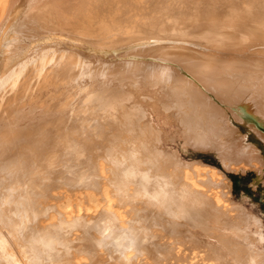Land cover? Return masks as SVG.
I'll return each instance as SVG.
<instances>
[{
	"label": "bare ground",
	"instance_id": "6f19581e",
	"mask_svg": "<svg viewBox=\"0 0 264 264\" xmlns=\"http://www.w3.org/2000/svg\"><path fill=\"white\" fill-rule=\"evenodd\" d=\"M242 125L264 142V0H0V264H264Z\"/></svg>",
	"mask_w": 264,
	"mask_h": 264
},
{
	"label": "rangeland",
	"instance_id": "374dc122",
	"mask_svg": "<svg viewBox=\"0 0 264 264\" xmlns=\"http://www.w3.org/2000/svg\"><path fill=\"white\" fill-rule=\"evenodd\" d=\"M21 62L22 61H20L17 66H19ZM24 71L23 69H19L17 71L18 74L20 75H17L18 80H16V84L19 86L21 85V82L24 78L28 79V77L30 76L26 74L27 76L26 77L24 73H22ZM13 83L11 84L10 87H12ZM36 83L37 82L34 79V81H32V84L29 83V88L31 86L32 87L37 86ZM24 101H25L24 99H19V102L21 103L22 107L24 106V109H25L24 112H28L27 110L30 109L31 106L29 105V103H26ZM162 111H163L162 107H160L159 112L154 111L151 113V115H152V118L157 122V124L164 131L166 130L162 137V142L165 146L170 147L171 149L175 150L184 160H189V161L198 160L201 163L213 165L222 170L221 163L217 155L213 151L198 150V149L193 148L192 146L186 145L182 139L181 127L179 126L177 121L174 120L172 117H167L170 114H166L165 112L163 113ZM40 114H44V112L42 111L41 113L40 108L37 107L36 110H30L28 112V115H31L30 118L25 117V115L22 117L23 119L27 118L25 122H28V121L31 122L32 120L37 121L38 119L37 115H40ZM239 127L246 134V140L248 142H252L258 147L259 152L262 155V159L264 161V142L258 136H256V134H254L252 131L246 130L244 125L239 126ZM224 172L227 175L229 182H230V187H229L230 199L233 202L242 205L252 215H255L261 218L262 229L264 232V185L262 183V180H264V165H263L262 174L260 176L257 175L258 173L253 168H247L243 173L232 171V170L230 171L224 170ZM66 202L67 200L65 199L64 200L63 199L62 200L61 199L60 200H57V199L50 200V204L55 206L56 212H60L61 206H64ZM57 208L58 209L60 208V209L57 210ZM55 211L54 210L51 211V214H55V216L57 217L58 216L57 214L59 213L56 214ZM82 211L80 212L82 213ZM46 221L49 222V220H46ZM211 243L217 245V242L215 240H211Z\"/></svg>",
	"mask_w": 264,
	"mask_h": 264
}]
</instances>
